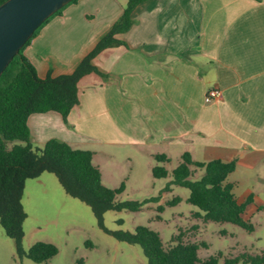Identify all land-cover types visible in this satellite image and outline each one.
<instances>
[{
  "label": "crops",
  "instance_id": "0c3cea01",
  "mask_svg": "<svg viewBox=\"0 0 264 264\" xmlns=\"http://www.w3.org/2000/svg\"><path fill=\"white\" fill-rule=\"evenodd\" d=\"M125 3L70 2L23 52L40 77L69 73ZM131 18L115 35L121 42L92 57L98 71L79 77L78 100L65 119L52 109L28 115L31 142L40 147L57 137L92 150L101 180L99 157L112 162L122 150L143 156L147 176L155 153L169 157L168 170L174 167L170 159L178 162L185 151L199 161L235 159L227 179L239 201L252 195L244 216L247 208L258 210L263 192L257 184L264 185V0H144ZM211 87L221 95L205 101ZM44 172L25 180L24 209L27 188L53 180Z\"/></svg>",
  "mask_w": 264,
  "mask_h": 264
},
{
  "label": "trees",
  "instance_id": "16d2710c",
  "mask_svg": "<svg viewBox=\"0 0 264 264\" xmlns=\"http://www.w3.org/2000/svg\"><path fill=\"white\" fill-rule=\"evenodd\" d=\"M73 1L69 0L45 18L0 74V224L5 234L13 238L17 253L36 262L48 260L57 253L58 248L53 242L45 240H36L26 249L22 246L26 212L21 197L27 178L35 177L44 170L53 172L64 190L86 202L100 222L107 209H137L140 205L137 201L117 200V194L124 184L109 187L102 182L100 169L92 161V150L72 147L57 137L48 138L40 147L30 140L28 115L52 109L60 112L65 119L78 100L79 77L91 70L98 71L91 61L92 57L101 49L121 42L116 33L130 26L133 8L144 0H126L120 16L71 72L40 77L23 49L44 23ZM153 158L152 175L155 178L170 175L171 179L165 186L167 190L171 188L170 184L186 187V200L202 211L196 214L203 220L227 221L247 230L253 229L250 220L244 216L252 195L239 201L233 192V183L227 179L235 168V159L199 161L192 159L185 151L177 164L168 170L164 165L169 161L166 154L155 153ZM173 200H178V197ZM111 233L118 239L138 244L147 264H219L222 257L221 251L200 257L198 249L206 243L184 240L180 233L172 236L171 243L165 244L159 232L147 224H137L133 231L116 229ZM239 262L264 264V251H242L224 256L222 264Z\"/></svg>",
  "mask_w": 264,
  "mask_h": 264
},
{
  "label": "rangeland",
  "instance_id": "374dc122",
  "mask_svg": "<svg viewBox=\"0 0 264 264\" xmlns=\"http://www.w3.org/2000/svg\"><path fill=\"white\" fill-rule=\"evenodd\" d=\"M131 150L134 153L130 155L122 150L112 162L99 157V162L104 175L102 182L109 187H118L123 182L117 200L137 201L140 203L137 209H107L100 222L86 202L68 194L57 176L44 170L53 180H41L28 187L24 197L26 234L24 231L22 246L26 249L34 241L42 240L35 238H48L58 251L42 262L19 255L13 238L5 234L0 224V264H147L138 244L118 239L111 233L116 229L133 231L137 224L157 230L165 244L171 243L177 233L184 240L204 241L206 245H200L198 255L205 257L221 251L219 264L224 256L264 251L263 184H257L263 192L262 198L256 199L260 208H247L245 213L252 230L227 221H205L196 214L202 211L186 200V187L170 184L171 188L165 189L171 176L155 178L152 172L147 176L143 156ZM176 162L170 159L172 166ZM175 197L178 200L174 201Z\"/></svg>",
  "mask_w": 264,
  "mask_h": 264
},
{
  "label": "water",
  "instance_id": "95a60500",
  "mask_svg": "<svg viewBox=\"0 0 264 264\" xmlns=\"http://www.w3.org/2000/svg\"><path fill=\"white\" fill-rule=\"evenodd\" d=\"M69 0L0 2V74L34 29Z\"/></svg>",
  "mask_w": 264,
  "mask_h": 264
},
{
  "label": "built area",
  "instance_id": "2783aa9c",
  "mask_svg": "<svg viewBox=\"0 0 264 264\" xmlns=\"http://www.w3.org/2000/svg\"><path fill=\"white\" fill-rule=\"evenodd\" d=\"M221 95V90L218 87L209 88L204 95L205 101H212Z\"/></svg>",
  "mask_w": 264,
  "mask_h": 264
}]
</instances>
